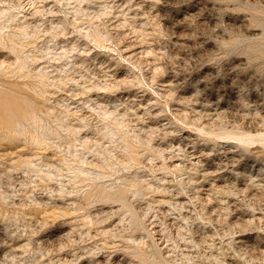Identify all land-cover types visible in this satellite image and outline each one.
Here are the masks:
<instances>
[{"label":"rangeland","instance_id":"rangeland-1","mask_svg":"<svg viewBox=\"0 0 264 264\" xmlns=\"http://www.w3.org/2000/svg\"><path fill=\"white\" fill-rule=\"evenodd\" d=\"M0 10V264H264V0Z\"/></svg>","mask_w":264,"mask_h":264},{"label":"bare ground","instance_id":"bare-ground-1","mask_svg":"<svg viewBox=\"0 0 264 264\" xmlns=\"http://www.w3.org/2000/svg\"><path fill=\"white\" fill-rule=\"evenodd\" d=\"M6 11V10H5ZM3 12L4 11H2V10H0V13H2L3 14ZM7 12V11H6ZM4 14H5V12H4ZM15 15H12V17H14ZM26 27H24V26H22V27H20L19 29H21V30H23V34H25L24 36H28L30 33L25 29ZM0 32H2L1 31V29H0ZM30 36V35H29ZM15 49V48H14ZM13 50V49H12ZM16 51V50H15ZM21 67H22V64H21ZM38 77H39V79L41 80V83L43 82L44 83V80L45 79H47V78H49V75L46 73V72H40V73H38ZM29 111L27 110V112L25 113V114H23V118H26L27 116H26V114L28 113ZM5 113L6 112H4V111H0V126H3V127H5V121H4V116H5ZM8 113V112H7ZM9 115V114H8ZM12 116V115H11ZM26 116V117H25ZM27 119V118H26ZM18 122H20V120L18 121ZM9 125V124H8ZM7 128H9L10 129V127L9 126H6Z\"/></svg>","mask_w":264,"mask_h":264}]
</instances>
